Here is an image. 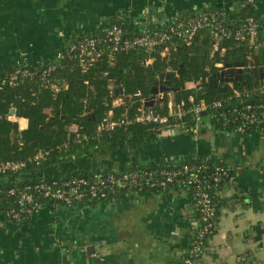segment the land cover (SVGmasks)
Listing matches in <instances>:
<instances>
[{
    "label": "crops",
    "instance_id": "1",
    "mask_svg": "<svg viewBox=\"0 0 264 264\" xmlns=\"http://www.w3.org/2000/svg\"><path fill=\"white\" fill-rule=\"evenodd\" d=\"M243 2L0 0V71L58 61L72 41L102 34L116 20H129L131 28L142 34L207 6L236 12ZM257 16L264 30V0L257 5ZM16 121L27 129L26 119ZM210 126L197 143L182 128L174 127L130 155L117 151L96 161L64 164L48 175L121 171L134 164L177 163L194 155L216 157L235 177L223 190L218 231L207 242L203 264H236L242 255L248 256L249 264H264V138ZM66 216L76 219L70 217L73 221L65 224ZM21 225L0 222V264H182L198 216L191 190L177 187L83 207L45 209ZM67 231H73L74 237L67 236ZM90 246L95 248L93 255L87 252Z\"/></svg>",
    "mask_w": 264,
    "mask_h": 264
},
{
    "label": "built area",
    "instance_id": "2",
    "mask_svg": "<svg viewBox=\"0 0 264 264\" xmlns=\"http://www.w3.org/2000/svg\"><path fill=\"white\" fill-rule=\"evenodd\" d=\"M259 1L261 0H244L241 7L255 6ZM203 9L205 10L177 21L165 31H147L126 37L121 27L113 26L106 30L102 37L83 36L70 43L65 55L78 62L83 71H88L105 54H108L112 64H115L120 54L142 50L149 56L144 62L149 66L154 62L151 55L158 54L165 58L175 46V41H180L189 47L200 31L210 30L213 55L215 53L222 55L226 51L222 48L223 43L231 41L247 46L251 51L247 60L241 62L242 67L232 65V68L242 69L245 72L264 68V63L256 65L253 60V55L264 49V32L255 16L247 15L238 21L234 16L230 17L226 9L209 6ZM225 66L222 62L216 65L218 75L227 70ZM56 71V64H50L40 70L15 67L11 72L0 75V90L6 87L15 88L23 81L30 80L40 84L56 97L69 90V85L64 79L55 77ZM245 79L242 82L227 84L228 94L210 103L204 99L197 100L196 97L178 101L174 92L166 94L163 103L167 104L166 115L157 114L154 108H146L145 104L149 100L143 99L142 93L138 92L129 97L140 99V105L133 117L125 115L114 120L111 113L98 123L95 134H109L118 128L141 124L151 126L152 131L157 135H163L166 130L181 124L189 128L192 139L197 143L203 126L201 123L203 115L207 113L206 117L210 119L212 126L214 122L222 123L224 127L231 129V133L241 136L259 135L264 138V79H258V82L252 85H247ZM206 82H209V79ZM190 89L199 90L201 87L198 83ZM122 102L119 99L114 105L118 106ZM16 118L9 116V120L13 122H17ZM189 122L192 124L189 125ZM17 123L20 130H24L23 124ZM69 132L75 136L79 144L90 140V136L83 134L77 125L71 126ZM63 147L68 148V144H64ZM49 155V151H39L27 161L1 163L0 175L21 173L28 165H40ZM206 170L207 167L204 165L185 164L174 169L117 171L110 174L95 173L90 177L42 181L25 188L0 189V206L2 198L12 200L13 206L6 211L7 216L13 222L25 223L41 211L45 203H51L52 208L58 210L60 207H73L81 203L115 201L122 195L136 194L144 189L166 192L174 187H186L193 190L198 226L195 239L190 249L185 251L182 264H203L208 249L207 242L218 231L219 207L215 198L223 197L224 192L219 184L223 180H228L230 183L234 181L230 177L229 168L217 167L216 173L209 178L202 176ZM208 179L212 181L211 184L208 183ZM236 264H249L248 256L238 257Z\"/></svg>",
    "mask_w": 264,
    "mask_h": 264
},
{
    "label": "trees",
    "instance_id": "3",
    "mask_svg": "<svg viewBox=\"0 0 264 264\" xmlns=\"http://www.w3.org/2000/svg\"><path fill=\"white\" fill-rule=\"evenodd\" d=\"M259 3L260 1L257 5ZM257 5L240 7L236 12L228 10L226 12L230 17L234 16L237 18L238 21L247 15L255 16L262 28L261 20L257 16ZM202 10L205 9L202 8L195 12ZM191 15L188 14L184 18H188ZM184 18H180L177 21ZM177 21L166 26L153 27L149 31H165ZM113 26L121 27L126 37L140 34L131 28L129 20H116L111 27ZM261 30L264 32L263 28ZM105 32L99 35L85 36L102 37ZM222 48L226 49L222 55L219 53L213 55L211 32L210 30H202L189 47L180 41H175V46L165 58L160 57L158 54L151 55L154 58V62L149 66L144 63L149 56L142 50L120 54L115 64H112L108 54H105L88 71H83L79 67L78 62L71 60L67 54L60 60L46 65L15 66L40 70L50 64H56L57 71L54 75L57 78L64 79L69 85V90L54 97L52 92L30 80L23 81L15 88L6 87L0 90V164L27 161L39 151L50 152L48 158L40 165H28L26 169L18 174L0 175V189L25 188L42 181L51 182L74 177H90L95 173H116L117 171L114 170H97L95 172L83 170L56 177L48 175L49 171L58 169L64 164H72L85 159L96 161L117 151L130 155L132 151L139 147L160 140L161 135H157V133L152 131L151 126L141 124L118 128L109 134L96 135L95 131L98 123L111 113L114 120L125 115L130 118L133 117L137 107L140 105V99H130L129 97L141 92L142 98L149 100L152 89L163 73L166 74L170 82L169 87L173 89L178 101L196 97L197 100L204 99L210 103L226 96L228 94L227 90L224 93H220L218 89H210V81L206 82V80L217 74L216 65L218 63L222 62L224 65L241 63L247 60L251 51L247 46L238 45L231 41L223 43ZM253 60L256 65L264 63V49L253 55ZM15 67L0 71V75L11 72ZM258 79L253 77L245 80L247 85H252L257 83ZM190 83H199L201 89L188 88L187 84ZM122 91L124 92L123 95H121ZM119 99L123 101L122 104L114 105L115 101ZM13 110L16 111L17 118L28 121L27 129L20 130L17 122L9 120ZM154 111L159 115H166L167 104H158ZM190 124L192 123L189 122ZM73 125L79 126L83 134L90 136V140L79 144L75 136L69 132L70 127ZM213 126L216 130L231 133V129L224 127L222 123L214 122ZM64 144H68V148L65 149L63 147ZM185 164L206 166L207 170L202 174L206 178L214 175L217 167L229 168L224 161L216 157L210 159L194 155L185 157L177 163L148 166L134 164L123 171H144L160 168L174 169ZM229 170L230 177L234 179V171L230 168ZM211 182L208 179V183L211 184ZM228 184H230L228 180H223L219 187L224 189ZM212 186L214 187V184ZM179 188L188 189L182 186ZM190 190L193 194V190ZM142 192L165 193L149 189H144ZM224 200L223 197L215 198L219 207L217 223H219L220 208ZM95 203H81L73 207L60 208L83 207ZM12 204V200L1 199L0 221L20 226L23 222H13L6 214V211L13 206ZM45 209L54 211L51 203H45L44 208L34 216ZM33 217L27 222L31 221ZM194 239L195 234L187 249H190Z\"/></svg>",
    "mask_w": 264,
    "mask_h": 264
},
{
    "label": "water",
    "instance_id": "4",
    "mask_svg": "<svg viewBox=\"0 0 264 264\" xmlns=\"http://www.w3.org/2000/svg\"><path fill=\"white\" fill-rule=\"evenodd\" d=\"M236 67H242V63L235 64ZM226 71L222 74L212 76L210 81V89H218L220 93H224L227 90L226 85L233 82H242L244 78H259L264 79V68H255L250 71H243L242 69H234L232 65H226ZM169 80L166 77V74L163 73L159 81L156 83L155 87L151 91V98L145 104L146 108H155L157 104H163L165 102V95L174 92L171 87H169ZM124 92H121L123 95ZM12 116H16V111L11 112ZM204 117L207 116V113H204ZM190 135V134H189ZM191 137V135H190ZM123 171V170H121ZM89 255L95 254V248L90 246L87 248Z\"/></svg>",
    "mask_w": 264,
    "mask_h": 264
},
{
    "label": "rangeland",
    "instance_id": "5",
    "mask_svg": "<svg viewBox=\"0 0 264 264\" xmlns=\"http://www.w3.org/2000/svg\"><path fill=\"white\" fill-rule=\"evenodd\" d=\"M202 124H203V126H202V129H201V134H202V132L204 131V130H207L208 128H210L211 126V123H210V119L208 118V117H204L203 119H202V122H201ZM177 127H179V128H182L183 130H184V132H186V133H189L190 134V132H189V128L187 127V126H182L181 124L179 125V126H177ZM188 134V135H189ZM200 134V138H201V135ZM187 135V134H186ZM187 135V136H188ZM263 142V141H262ZM78 216H80V214L78 215ZM77 216V217H78ZM70 217H72V219H76V217L75 216H66L65 217V220H64V223L66 224L67 223V221H69V222H71V221H73ZM75 222V221H74ZM67 236H72V237H74L73 236V231L70 233L69 231H67Z\"/></svg>",
    "mask_w": 264,
    "mask_h": 264
}]
</instances>
